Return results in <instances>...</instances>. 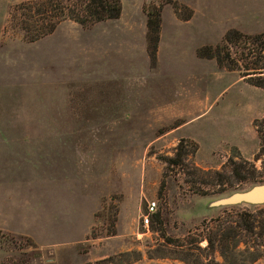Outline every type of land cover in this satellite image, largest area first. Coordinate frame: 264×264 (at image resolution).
<instances>
[{
    "label": "rangeland",
    "instance_id": "rangeland-1",
    "mask_svg": "<svg viewBox=\"0 0 264 264\" xmlns=\"http://www.w3.org/2000/svg\"><path fill=\"white\" fill-rule=\"evenodd\" d=\"M24 1L0 0V264H264V204L215 205L264 184V90L197 56L229 30L264 32V0H120L116 20L32 43L10 23ZM182 140L183 164L166 165Z\"/></svg>",
    "mask_w": 264,
    "mask_h": 264
},
{
    "label": "trees",
    "instance_id": "trees-1",
    "mask_svg": "<svg viewBox=\"0 0 264 264\" xmlns=\"http://www.w3.org/2000/svg\"><path fill=\"white\" fill-rule=\"evenodd\" d=\"M121 10L120 0H32L24 1L14 7L10 14V23L22 33L26 41L32 43L53 33L62 22L67 20L85 27L107 20H116L120 17ZM160 28V8L153 5L147 11V52L152 67L156 66ZM237 49L240 51L238 52ZM197 56L201 59L215 60L221 69L239 72L241 78H245L251 86L264 90V32L247 35L229 30L221 44L202 47L198 49ZM254 126L260 141L259 153L264 155V114L260 120L254 122ZM183 142L180 141L173 159H163L166 165L183 164L186 152L182 148ZM194 149L197 151L195 143ZM194 171L201 170L195 168ZM215 174L221 176L220 173ZM259 212H264V208ZM251 216L246 211L237 213V228L245 233L254 234L256 224L255 221H251ZM258 227L260 228L258 237L263 243H257L256 246L262 250H258L252 261L264 254V220ZM234 229L236 228L229 227L228 232L233 234L236 232ZM216 238L222 253L231 248L238 255L243 254V251H239L236 241H233V245H229L225 234H218ZM206 240L207 248L213 250L216 247L215 241L211 237Z\"/></svg>",
    "mask_w": 264,
    "mask_h": 264
},
{
    "label": "water",
    "instance_id": "water-1",
    "mask_svg": "<svg viewBox=\"0 0 264 264\" xmlns=\"http://www.w3.org/2000/svg\"><path fill=\"white\" fill-rule=\"evenodd\" d=\"M245 203L248 205L264 204V184L258 185L246 193H237L230 197L218 200L216 206H229Z\"/></svg>",
    "mask_w": 264,
    "mask_h": 264
},
{
    "label": "built area",
    "instance_id": "built-area-1",
    "mask_svg": "<svg viewBox=\"0 0 264 264\" xmlns=\"http://www.w3.org/2000/svg\"><path fill=\"white\" fill-rule=\"evenodd\" d=\"M157 207L156 203L154 201L148 202L147 204V212L146 214L142 217V222L144 226H148L149 224V216H151L153 213H155Z\"/></svg>",
    "mask_w": 264,
    "mask_h": 264
},
{
    "label": "crops",
    "instance_id": "crops-1",
    "mask_svg": "<svg viewBox=\"0 0 264 264\" xmlns=\"http://www.w3.org/2000/svg\"><path fill=\"white\" fill-rule=\"evenodd\" d=\"M161 41H162V39H161ZM161 41H160V45H159V49H158V67H160V64H161V59L160 58H162V47H161L162 45H161ZM147 58H148V56H147ZM149 62L147 61V59H145V61H144V64H146L148 70H149ZM130 69H131V71H134L133 66Z\"/></svg>",
    "mask_w": 264,
    "mask_h": 264
}]
</instances>
